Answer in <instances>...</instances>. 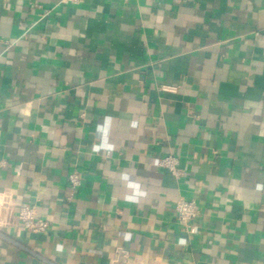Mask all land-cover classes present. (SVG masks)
Segmentation results:
<instances>
[{"label":"crops","instance_id":"1","mask_svg":"<svg viewBox=\"0 0 264 264\" xmlns=\"http://www.w3.org/2000/svg\"><path fill=\"white\" fill-rule=\"evenodd\" d=\"M0 193V264H264V0H0Z\"/></svg>","mask_w":264,"mask_h":264},{"label":"built area","instance_id":"2","mask_svg":"<svg viewBox=\"0 0 264 264\" xmlns=\"http://www.w3.org/2000/svg\"><path fill=\"white\" fill-rule=\"evenodd\" d=\"M159 166L167 169L173 176L179 178L183 175L180 168L179 158L170 155L162 158L158 162ZM81 185V177L78 173H73L69 176V188L71 196H73ZM13 198L8 193H0V217L4 219L15 210ZM177 213V222L191 236L195 235L197 228L195 220L199 216L197 203L195 200H186L180 198L175 205ZM15 218L19 225L32 234L45 233L49 228V222L37 218V209L32 205L18 206Z\"/></svg>","mask_w":264,"mask_h":264}]
</instances>
